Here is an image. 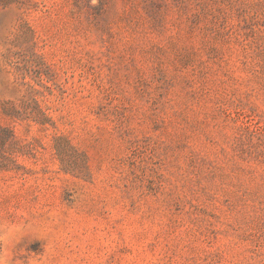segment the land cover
Returning a JSON list of instances; mask_svg holds the SVG:
<instances>
[{"label":"rangeland","instance_id":"374dc122","mask_svg":"<svg viewBox=\"0 0 264 264\" xmlns=\"http://www.w3.org/2000/svg\"><path fill=\"white\" fill-rule=\"evenodd\" d=\"M0 264H264V0H0Z\"/></svg>","mask_w":264,"mask_h":264}]
</instances>
